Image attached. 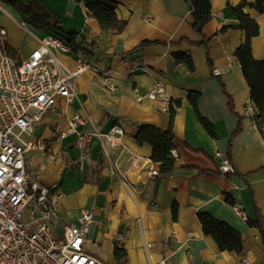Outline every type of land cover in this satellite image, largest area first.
Wrapping results in <instances>:
<instances>
[{
    "label": "crops",
    "instance_id": "0c3cea01",
    "mask_svg": "<svg viewBox=\"0 0 264 264\" xmlns=\"http://www.w3.org/2000/svg\"><path fill=\"white\" fill-rule=\"evenodd\" d=\"M11 1L0 0V26L7 29L6 43L20 60L38 49L48 34L66 40L74 32L83 50L57 52L58 56L71 68L83 59L99 70L81 74L76 80L77 97L59 98L33 133L25 135L37 144L26 153L27 169L50 188L57 206L53 225L58 235L66 224H78L82 210L90 209L94 221L85 250L106 264H156L164 257L171 264H242L246 255L254 264H264V135L245 114L251 89L234 55L245 33L229 29L217 35L222 26L238 23L233 7L243 0H211L213 19L204 27V35L194 31L191 7L185 0H102L127 21L123 31H104L88 15L86 5L93 0H43L60 19L51 29L37 28ZM247 11L260 26V34L252 39L253 56L264 60V13ZM203 36L211 38L208 48L196 44ZM144 41L153 43L142 45ZM179 51L191 53L195 71L176 61L174 53ZM211 65L226 70L216 78ZM105 73L112 76L115 91L104 86ZM156 81L180 106L172 125L177 168L152 176L153 146L138 143L135 135L138 124L164 130L171 126L170 110H158L148 98L137 101V95L146 97L154 90ZM189 91L200 92L198 109L212 122L216 136L200 123ZM76 114L90 116L101 132L122 125V148L105 152L94 137L89 152L78 149L77 133L69 125ZM77 130L88 133L93 126L79 125ZM218 151L229 152L236 172L219 170ZM234 205L249 220L261 217L262 230L239 216ZM199 212H209L237 229L244 239L243 253L222 251L203 232ZM148 243L153 248L146 252ZM118 246L127 252L125 262L114 258Z\"/></svg>",
    "mask_w": 264,
    "mask_h": 264
},
{
    "label": "built area",
    "instance_id": "2783aa9c",
    "mask_svg": "<svg viewBox=\"0 0 264 264\" xmlns=\"http://www.w3.org/2000/svg\"><path fill=\"white\" fill-rule=\"evenodd\" d=\"M8 31L0 26V264H106L85 250V242L94 213L82 210L78 224H66L62 235H58L53 222L57 214L55 199L50 188L38 176L27 169L26 153L37 144L27 141L25 135L33 133L35 124L43 115L54 110L59 98L70 101L77 97L76 80L86 71L99 72L97 67L83 59H78L74 68L67 66L57 52L72 53L71 47L59 36L48 34L42 38L38 49L24 60H17L4 52L3 44ZM226 68H214L216 76ZM103 84L110 90L117 89L108 73L103 74ZM148 98L158 110L177 108L165 85L156 81L154 90L146 97L137 95V101ZM256 109L252 101L245 106V114L253 118ZM92 124L93 131H78L79 125ZM70 129L77 133L76 146L89 152L94 137L102 148H122L125 130L116 124L109 131H99L90 116L76 114L69 120ZM38 147L40 145L38 144ZM172 153L177 157L176 150ZM219 170L233 173L234 165L230 157L218 151ZM89 159V154L87 153ZM151 175H160L153 166ZM63 193H59L62 197ZM236 213L244 220L248 214L234 205ZM175 231H172V236ZM123 236H119L122 239ZM169 248V241L164 242ZM153 248L152 243L145 246L146 252ZM242 264H254L249 255ZM148 264H153L150 261ZM156 264H171L164 257Z\"/></svg>",
    "mask_w": 264,
    "mask_h": 264
},
{
    "label": "trees",
    "instance_id": "16d2710c",
    "mask_svg": "<svg viewBox=\"0 0 264 264\" xmlns=\"http://www.w3.org/2000/svg\"><path fill=\"white\" fill-rule=\"evenodd\" d=\"M190 4L193 21L192 27L194 31L200 35H204V27L213 19L212 2L211 0H185ZM11 4L16 9L29 17L35 26L39 29H51L54 25L60 23L59 17L54 14L43 0H31L28 5H25L21 0H12ZM247 8H253L259 13H264V0H255L249 3L246 0L241 1L233 7V12L238 20V23L233 25L222 26L217 35L226 32L229 29H240L244 31L245 38L240 46L236 49L234 55L240 62L243 75L251 89V100L255 106L256 113L254 119L257 121L258 127L264 135V60L256 59L252 53V39L260 34V26L258 22L247 11ZM87 13L90 17L97 19L104 31L117 30L123 31L127 25V21L120 19L115 11V8L102 1L93 0L86 5ZM54 35L62 36L55 33ZM77 34L70 33V38L63 39L71 47L72 52H78L83 48L76 42ZM211 38L203 36L197 42V45H202L208 48ZM153 43L151 41H144L142 45ZM4 52L14 59L18 58L17 52L7 43L3 44ZM174 57L179 64H186L191 71H195V64L190 52L179 51L174 53ZM211 62V58L209 57ZM212 75L214 68L211 65ZM187 96L190 99L200 123L208 131L211 136H216L215 128L212 122L203 116L198 109V99L200 92L189 91ZM176 106H180V101L174 102ZM230 106L233 108L230 99ZM171 111V126L168 129H161L160 127L143 123L138 124L135 139L138 143L148 142L153 146L151 159L158 168L160 174L172 172L177 168V157L172 153L176 148V138L172 130L173 119L175 116L176 108L173 106ZM228 155L229 152L227 153ZM236 172V170L234 171ZM233 172V173H234ZM228 201L234 204V201L228 196ZM175 215L177 214V207L174 208ZM198 218L202 224L203 232L206 235H211L218 247L222 251H230L236 253H243L244 239L242 234L231 226L229 223L219 220L209 212H199ZM251 226H256L262 230V219L258 218L257 221L249 220ZM127 252L123 247L115 249L114 258L121 263L126 261Z\"/></svg>",
    "mask_w": 264,
    "mask_h": 264
}]
</instances>
